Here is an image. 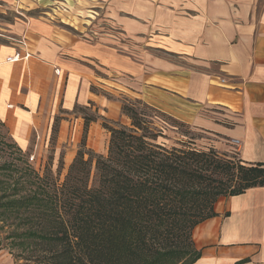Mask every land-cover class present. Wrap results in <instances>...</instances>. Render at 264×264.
<instances>
[{
  "label": "crops",
  "instance_id": "crops-1",
  "mask_svg": "<svg viewBox=\"0 0 264 264\" xmlns=\"http://www.w3.org/2000/svg\"><path fill=\"white\" fill-rule=\"evenodd\" d=\"M89 1L103 7L102 28L82 35L26 12L2 29L13 43L0 44V119L12 133L61 108L106 107L91 88L116 80L212 136L208 148L264 165V0ZM214 212L192 231L193 264H264V187L220 198Z\"/></svg>",
  "mask_w": 264,
  "mask_h": 264
},
{
  "label": "trees",
  "instance_id": "trees-1",
  "mask_svg": "<svg viewBox=\"0 0 264 264\" xmlns=\"http://www.w3.org/2000/svg\"><path fill=\"white\" fill-rule=\"evenodd\" d=\"M121 112L131 121L130 128L104 125L109 134L106 154L89 152L84 159L79 150L62 183L29 169L28 179L35 189L20 196L21 178L9 184L10 196H17L0 206L14 218L27 215L23 223H30L28 228L10 232V246L26 253V260L33 264H193L200 253L192 231L215 216L217 201L264 187L263 164H244L183 140L170 146L157 142L168 138L150 128L142 110L123 104Z\"/></svg>",
  "mask_w": 264,
  "mask_h": 264
},
{
  "label": "rangeland",
  "instance_id": "rangeland-1",
  "mask_svg": "<svg viewBox=\"0 0 264 264\" xmlns=\"http://www.w3.org/2000/svg\"><path fill=\"white\" fill-rule=\"evenodd\" d=\"M86 1H5L7 4L0 7V44L13 43L10 36L2 29L6 24L15 21L21 12L30 15L44 14L67 31L79 35L84 34L87 28H91L96 20L100 22V28H102L103 14L101 11L103 7ZM115 81L111 80L103 90L96 86L91 88L94 94L102 95L108 102L106 107L97 105L95 102H88L83 106L75 105L72 109L61 108L48 120L44 118L41 127L19 134L12 133L0 119V166H5L0 170V182H3L0 185V198H2L0 203L8 202L17 196H10L12 193V188L9 187L11 181L21 178L20 196H25L28 193L27 190L31 191L37 187L31 184L32 182L30 183V179H28L29 169L40 177L48 174L53 181L60 184L79 150L85 153L84 159L88 158L89 152L104 156L108 147L109 134L103 126L130 128L131 121L121 112L123 104L136 105L139 110L145 113L150 128L162 131L168 138L167 140L159 138L157 142H165L170 146L175 141L183 140L191 142L194 148L200 150H206L207 146L211 144L212 136L185 125L164 113L165 111L162 109L153 107L147 100L126 92ZM135 102H141L156 110L157 113L144 109L141 104ZM160 107L162 108V105ZM167 117L185 126L181 127L172 123ZM85 128L86 132H84ZM225 155L234 160L238 159V153L235 150L228 151ZM93 178L94 167L92 166L91 179ZM5 194L8 197H2ZM2 206H0V264H33L32 261L26 260V253H21L19 247L10 246L13 243L10 232L15 229L28 228L30 223H23L27 215L23 213L22 218H14L13 213H9Z\"/></svg>",
  "mask_w": 264,
  "mask_h": 264
},
{
  "label": "built area",
  "instance_id": "built-area-1",
  "mask_svg": "<svg viewBox=\"0 0 264 264\" xmlns=\"http://www.w3.org/2000/svg\"><path fill=\"white\" fill-rule=\"evenodd\" d=\"M238 142L237 141H234V144H237Z\"/></svg>",
  "mask_w": 264,
  "mask_h": 264
}]
</instances>
